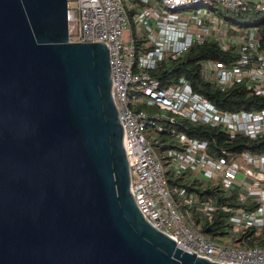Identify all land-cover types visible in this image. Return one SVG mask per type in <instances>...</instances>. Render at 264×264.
I'll list each match as a JSON object with an SVG mask.
<instances>
[{"label":"water","instance_id":"95a60500","mask_svg":"<svg viewBox=\"0 0 264 264\" xmlns=\"http://www.w3.org/2000/svg\"><path fill=\"white\" fill-rule=\"evenodd\" d=\"M68 0H0V264H225L136 202L109 41Z\"/></svg>","mask_w":264,"mask_h":264},{"label":"built area","instance_id":"2783aa9c","mask_svg":"<svg viewBox=\"0 0 264 264\" xmlns=\"http://www.w3.org/2000/svg\"><path fill=\"white\" fill-rule=\"evenodd\" d=\"M135 11L130 16L129 7ZM68 0L71 41H109L113 80L117 86L123 143L130 163L137 204L158 228L178 238L183 249L225 264H264V245L239 247L214 240L194 221L195 213L212 217L216 209L209 200L196 201L185 186L169 185L168 172L191 173L200 180L218 181L239 199H255V210H234L232 232L264 225V151L243 150L236 155L214 157L207 140L170 130L176 146L163 158L145 130L152 117L141 100L195 122L223 125L231 136L264 135V108L228 110L218 107L196 91L185 77L163 86L148 69L166 57L177 58L197 42L215 39L224 50L237 49L230 63L207 59L203 75L221 89L238 81L264 94V51L259 27L235 21L232 14L264 11V0ZM73 3V4H72ZM171 9V10H169ZM193 9L187 17L175 10ZM174 10V11H173ZM226 10V11H225ZM132 19V22H131ZM142 39V49L138 48ZM141 105V107H139ZM163 130L162 125H158ZM225 152V151H224ZM175 193L183 198L181 206ZM231 211L233 208L224 205Z\"/></svg>","mask_w":264,"mask_h":264},{"label":"trees","instance_id":"16d2710c","mask_svg":"<svg viewBox=\"0 0 264 264\" xmlns=\"http://www.w3.org/2000/svg\"><path fill=\"white\" fill-rule=\"evenodd\" d=\"M130 12L132 13L133 11ZM261 12H263V15H261ZM261 12H238L237 18H245L244 21L239 20L244 25L255 24L259 27L261 49L264 51V11ZM142 45V39L138 38V48L142 49ZM237 55V49L224 50L215 39L210 38L195 43L177 58H164L156 66L149 68L148 71L152 76L158 77L163 86L177 82L181 77H185L192 83L196 91L201 92L223 109L237 110L245 108L257 110L264 108V94H258L249 89L245 81H238L227 89H221L212 80L207 79L203 75L202 64L205 60L220 59L230 63ZM149 106L157 107L155 111H157L158 116L151 117L159 135L156 140H151L159 152L176 146L175 137L170 133V130L174 127L179 131H184L189 136L207 140L209 152L214 157L233 156L243 150L264 151V135L256 138H251L244 134L231 136L223 125L195 122L157 105ZM154 109L149 108V111L147 109L149 116L152 114L151 110ZM158 125H162L164 129L159 130L157 128ZM168 181L173 189L177 186H185L187 194L194 196L196 201L209 199L215 204L216 209L211 218L197 212L194 215L195 223L208 236L218 241V237L221 235L231 233L234 241L238 244L236 246L261 247L264 245V225L259 233H257L258 227L255 225L233 233V222L230 218L236 209L255 210L259 205L258 200L252 198L241 200L239 199V193L228 191L218 181L200 180L191 171L177 174L174 170H170L168 172ZM175 196L180 205L185 206L183 198L178 193H175ZM224 205H228L233 209L227 211L223 208Z\"/></svg>","mask_w":264,"mask_h":264},{"label":"rangeland","instance_id":"374dc122","mask_svg":"<svg viewBox=\"0 0 264 264\" xmlns=\"http://www.w3.org/2000/svg\"><path fill=\"white\" fill-rule=\"evenodd\" d=\"M136 2H137V4L138 5H141V7H143V6H146V4L145 3H143L142 1H140V0H136ZM73 4V3H72ZM126 4L128 5V7H129V5H130V2L129 1H126ZM169 10H171V9H169ZM130 11H135V9L134 8H131V7H129V12ZM174 11V10H173ZM191 11H194L193 9H186V10H175V13H177L178 15H180V17H187V16H189L190 14H191ZM226 11V10H225ZM133 12L131 13V18H132V14H133ZM261 15H263V12H261ZM232 18L235 20V21H239V20H242V21H244L245 20V18H237V15L235 14V13H233L232 14ZM131 22H132V19H131ZM142 101V104L145 106V108L146 109H148V111H149V108H155L154 110H151V112H152V114H150V116H158V113H157V111H155V110H157V107L156 106H149L148 104H146L145 103V101L144 100H141ZM145 133L147 134V136L150 138V139H152V140H156L157 139V137H158V135H159V133H158V131H156V126H155V124L154 123H151V124H149L148 126H147V128H146V130H145ZM168 149V148H167ZM167 149H165L164 151H162V152H160V154L162 155V157L164 158L165 156H166V153H167ZM218 241H220V242H222V243H225V244H229V245H238L235 241H234V237H233V235L231 234V233H229V234H226V235H221L220 237H218Z\"/></svg>","mask_w":264,"mask_h":264}]
</instances>
